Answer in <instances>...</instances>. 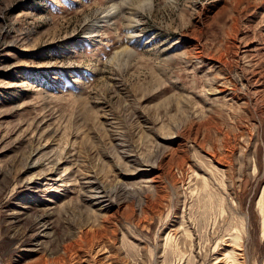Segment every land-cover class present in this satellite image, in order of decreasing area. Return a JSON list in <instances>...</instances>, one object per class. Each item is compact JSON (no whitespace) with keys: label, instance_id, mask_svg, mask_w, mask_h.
Returning a JSON list of instances; mask_svg holds the SVG:
<instances>
[{"label":"rangeland","instance_id":"obj_1","mask_svg":"<svg viewBox=\"0 0 264 264\" xmlns=\"http://www.w3.org/2000/svg\"><path fill=\"white\" fill-rule=\"evenodd\" d=\"M123 1L0 0V264H264V0Z\"/></svg>","mask_w":264,"mask_h":264},{"label":"bare ground","instance_id":"obj_2","mask_svg":"<svg viewBox=\"0 0 264 264\" xmlns=\"http://www.w3.org/2000/svg\"><path fill=\"white\" fill-rule=\"evenodd\" d=\"M125 1L126 0H124L123 2L125 3ZM149 2V1H148ZM128 2H126V4H127ZM129 9H131L130 7H129ZM117 10H118V7L114 4V3H112L111 5H110V8L106 11V13L103 15V21H107L108 19H110L111 17L113 18V17H115L117 14H118V12H117ZM102 21V22H103ZM121 52V51H120ZM32 167V166H31ZM203 179V181H204V183L206 182V179L203 177L202 178ZM206 184V183H205ZM261 210H262V208H261ZM263 215V214H262ZM263 220H264V218H263ZM46 223V222H45ZM40 229H41V231L43 232L44 231V229H46V225L45 224H41L40 225ZM188 229V228H187ZM190 231H188V233H189ZM239 239H240V236L239 235H236V237L234 238H230V241H232L235 245H238L239 246ZM227 245V244H226ZM241 246V245H240ZM239 246V247H240ZM231 247V246H230ZM236 247V246H235ZM78 250H80V249H78ZM243 252V251H242ZM76 253H77V251H76ZM74 254V253H73ZM77 254H75V255H73V256H76ZM239 255V254H238ZM80 256H78V259H79V262H81V260H80V258H79ZM225 257H227L229 260H230V262H231V264H238L239 262H238V260H239V258L240 257H237V255H236V253H235V249H233V248H231V249H228L227 250V253H226V255H225ZM75 258V257H74ZM77 258V257H76ZM77 259V260H78ZM222 259V258H221ZM75 260V259H74ZM218 261H219V259H217ZM227 260V259H226ZM221 261V260H220ZM79 262H77L78 264H80ZM222 262H224V261H222ZM73 263V262H72ZM225 263H226V261H225ZM65 264V263H64ZM75 264V263H74ZM217 264V263H216ZM228 264V263H227Z\"/></svg>","mask_w":264,"mask_h":264}]
</instances>
